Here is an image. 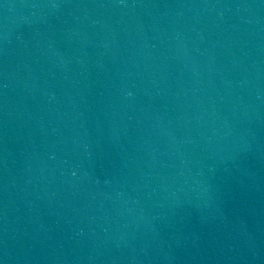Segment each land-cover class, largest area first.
<instances>
[{"label": "water", "instance_id": "obj_1", "mask_svg": "<svg viewBox=\"0 0 264 264\" xmlns=\"http://www.w3.org/2000/svg\"><path fill=\"white\" fill-rule=\"evenodd\" d=\"M0 264H264V0H0Z\"/></svg>", "mask_w": 264, "mask_h": 264}]
</instances>
